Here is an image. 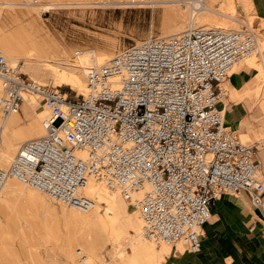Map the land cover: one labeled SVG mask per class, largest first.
Wrapping results in <instances>:
<instances>
[{"label": "built area", "instance_id": "obj_1", "mask_svg": "<svg viewBox=\"0 0 264 264\" xmlns=\"http://www.w3.org/2000/svg\"><path fill=\"white\" fill-rule=\"evenodd\" d=\"M182 1L192 19L204 0ZM258 51L244 23L150 34L90 67L80 95L42 84L0 55L2 119L19 110L25 92L47 109L43 135L19 145L0 168V187L13 177L86 210L93 201L79 189L93 177L138 211L145 237L199 250L220 194L243 190L262 204L255 147L224 125L220 108L227 76Z\"/></svg>", "mask_w": 264, "mask_h": 264}, {"label": "bare ground", "instance_id": "obj_2", "mask_svg": "<svg viewBox=\"0 0 264 264\" xmlns=\"http://www.w3.org/2000/svg\"><path fill=\"white\" fill-rule=\"evenodd\" d=\"M145 1L151 0H0V55L9 64L17 65L22 73L42 84L51 80L54 83L56 82L57 85H68L81 94L86 88L88 69L95 65H102L113 57L115 55L113 51L118 45L117 41L109 38L111 41L104 42L106 43L104 46L95 49L83 47L71 53L63 46L64 39L62 45L56 41L57 39L52 38L54 36L51 37L44 25L45 23L43 24L41 20L42 13L68 6L127 7L132 5L131 2H139L137 6H142L146 3L140 4V2ZM160 1L164 2L165 5H163H167L169 8L164 10L159 34L155 36L157 38L182 33L191 26H217L238 29L241 23H244L250 27L249 23L252 17L264 25V20L258 18L254 12L252 0H204L203 4L195 10L192 19L190 18L191 11L188 5L184 4L182 0ZM148 5L153 6L155 4L151 1ZM237 24H239L238 28L236 27ZM259 29H257V32L254 31L259 51L244 57L241 61L248 59L247 61L257 67L259 71L258 83L264 85V66L261 63L264 36ZM21 59L22 62H20ZM48 83L46 85H49ZM223 89L224 96L222 99L226 102L228 89L225 86ZM22 97L19 110L28 109L30 111L27 121L20 122L18 119L19 110L9 113L3 119L0 115L1 169H6L9 166L22 142L38 138L44 133L43 120L46 117L47 109L38 104L39 96L34 93L25 92ZM23 102L24 105H22ZM13 120H16V123L10 124ZM16 192L23 194L24 192H36L38 195L40 194L41 202L45 200V203H49L54 199L45 192L16 178H6L0 187V204L2 203L0 209L4 208L3 211H0V238L9 237L10 225H15L16 222L22 219L16 211L12 213V210L11 212L6 210V199H4L5 203L2 202L4 196ZM79 192L89 197L93 201L92 205L88 209L82 210L74 205H66L59 201L62 203L60 205L61 212L67 213V220L63 222L60 229L56 230L57 233L54 235L48 230L43 232V236L38 234V239L40 238L44 245L39 247L37 246L39 242L30 245L25 241V252L14 253L15 261H13V264H162L170 252L168 244L176 243V249L179 252L183 251L184 247L182 245L184 244L181 241L156 242L145 237L142 233L140 217L131 216L129 207H127L130 206L128 202L123 200L117 190L108 188L103 182L88 177L86 184L79 189ZM250 209L238 208L236 211L239 215H243ZM124 217H127V219ZM226 219L229 220L228 214ZM125 220H127V224L123 222ZM70 223L74 225L71 226ZM232 223L237 224L238 221ZM200 235V237L203 235V226ZM50 241L54 242V246H50ZM76 242L83 249L81 257H75L73 244ZM107 243L111 245L105 252L109 255V259L105 258L103 251V246ZM155 244L158 247H155ZM125 245L130 246V252L124 251ZM80 252L78 251V253ZM3 262L6 263L5 260Z\"/></svg>", "mask_w": 264, "mask_h": 264}, {"label": "rangeland", "instance_id": "obj_3", "mask_svg": "<svg viewBox=\"0 0 264 264\" xmlns=\"http://www.w3.org/2000/svg\"><path fill=\"white\" fill-rule=\"evenodd\" d=\"M160 2L161 1L154 2L155 5L153 6H147V4H150L151 1H145L140 2V4L146 3V5L142 6H137L139 2H131L132 5H128L127 7L114 6L106 8L97 5H86L82 7H59L51 9L47 12H43L41 15V20L43 24L45 23L44 25L46 26V29L48 30L51 37L54 36L52 37L54 40L57 39L56 41L62 45L65 40L63 46L66 47L71 53L74 50L76 51L83 47L95 49L97 47L104 46L113 39L117 41L118 44L113 51L116 53L121 48L128 46L131 43L140 41L150 34L154 36L159 34V27L163 19L164 10L169 8L167 5L164 6V2ZM17 10L19 11V9ZM251 19L253 21L251 20L249 24L252 29H255L254 31L257 32V29L264 27V25L258 20H255V18L252 17ZM236 27L238 28L239 24H237ZM261 34L264 36L263 33ZM109 38L111 40H109ZM247 60L245 59V62L253 64ZM22 61L23 60L21 59L20 62ZM47 83L49 85L59 87L62 91H67L72 95H80L78 90L71 89L68 85H57L56 82L55 84L51 80H48ZM47 83L45 82V84ZM22 105H24V102ZM19 111L18 119L20 122L27 121V117L30 116V111L28 109H20ZM15 123L16 120H13L10 124ZM237 195L238 193L227 192L217 198L220 199L215 210L220 214L221 223L225 224L227 221L229 222V220L226 219V215L232 214L238 208L245 210L252 207L246 201L241 202L239 196ZM4 199H6L7 202ZM233 200L237 202H234ZM2 202L7 203V209L5 208L7 211L11 212L12 210V213L16 211L21 215L22 219L16 222L15 225H10V234L8 235L9 237L4 236L0 238V264H13V261H15L14 253L21 251L25 252V241L30 245L37 244L39 242V244H37L39 247L40 245H44V242L42 243L40 238L38 239V234L41 236L44 231L48 230L54 235L57 233L56 230L60 229L63 225V222L67 220V213L61 212L62 210L60 205H62V203L55 199H52V201L49 202L50 204L48 202L45 203V200H42L41 202L40 194L38 195L36 192H24V194L21 192H16L15 194H7L3 197ZM127 207H129L130 214H132L131 216H139L138 212L134 208L130 206ZM3 210L4 208L0 209V211ZM124 218L127 219V217ZM123 222L127 224V220ZM70 225L73 226L74 224L70 223ZM49 243L50 246H54V242L50 241ZM168 245L171 249L172 245H176V243ZM154 246L158 247L157 244ZM182 246L186 251H188L184 245ZM110 247L111 245L109 243L105 244L103 246L104 253ZM73 249L75 257H81L83 254V249L81 248L80 244L77 242L74 243ZM124 249L125 252H130L129 245H125ZM78 251L81 252L78 253ZM105 258L109 259V255H107V253H105ZM4 260L6 263L3 262Z\"/></svg>", "mask_w": 264, "mask_h": 264}, {"label": "crops", "instance_id": "obj_4", "mask_svg": "<svg viewBox=\"0 0 264 264\" xmlns=\"http://www.w3.org/2000/svg\"><path fill=\"white\" fill-rule=\"evenodd\" d=\"M252 5L257 17L264 20V0H252ZM260 32L264 34V27ZM261 55L264 66V50ZM258 74L254 64L240 61L225 80L228 97L220 108L224 125L240 141L255 147L258 178L264 185V85L258 83ZM237 196L252 206L247 213L228 214L229 222L223 224L215 210L220 198L216 199L203 225L200 250L179 252L172 245L162 264H264V190L261 206L251 205L246 191H239ZM235 220L237 224L232 223Z\"/></svg>", "mask_w": 264, "mask_h": 264}]
</instances>
